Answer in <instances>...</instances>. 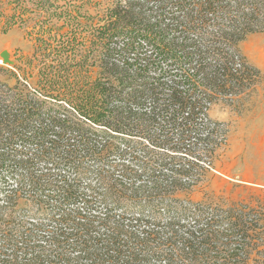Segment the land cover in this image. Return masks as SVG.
<instances>
[{
  "label": "trees",
  "instance_id": "trees-1",
  "mask_svg": "<svg viewBox=\"0 0 264 264\" xmlns=\"http://www.w3.org/2000/svg\"><path fill=\"white\" fill-rule=\"evenodd\" d=\"M3 5L9 29L42 35L38 77L0 67V264H264L261 207L193 199L227 137L210 107L261 75L241 45L264 0H114L46 40L58 2ZM24 191L43 220L19 215Z\"/></svg>",
  "mask_w": 264,
  "mask_h": 264
},
{
  "label": "rangeland",
  "instance_id": "rangeland-1",
  "mask_svg": "<svg viewBox=\"0 0 264 264\" xmlns=\"http://www.w3.org/2000/svg\"><path fill=\"white\" fill-rule=\"evenodd\" d=\"M10 0H0L1 5L9 6ZM62 7L63 15H43L44 27L52 26L54 29L45 32L43 40L47 38L57 39L56 32L61 25L81 22V27L88 29V23L92 22V17L97 13H102L105 7L114 0H54ZM0 8V67L16 72V69H24L33 63L37 67L34 68V74H39L40 62L39 55L36 56L37 46L39 45V29L31 30L28 35L26 31L19 27L9 29L8 14H5V6ZM11 7V6H10ZM9 8V7H8ZM60 12V10H58ZM11 16V15H10ZM52 16V17H51ZM71 17V18H70ZM47 18V20H45ZM51 18V19H50ZM63 28H65L63 26ZM30 31V30H29ZM82 33V32H81ZM44 35V32H43ZM84 35H87L85 32ZM59 38V37H58ZM79 49H82L85 42L81 40V36L77 40ZM83 42V43H82ZM241 50L247 58L250 65L258 68L261 72L257 81H250L252 85L242 96V100L233 103L221 100L210 107L209 116L216 122L222 123L223 129L227 132L226 142L223 147L218 149L214 157L215 169L207 172L203 176L202 183L195 189L193 199L195 201H206L212 198L215 202L222 205H231L232 203H247L253 207H261L264 211V32L249 36L242 43ZM7 51L12 61L11 65L2 64L3 58L1 54ZM48 53H43V60L47 58L49 61L64 60L65 56L58 51L56 54L52 52L51 56ZM69 56L74 61L81 58L80 53H69ZM21 71V70H20ZM21 74V72H20ZM94 75V74H93ZM38 77V76H37ZM36 77V78H37ZM2 79L10 85H15L16 79L10 73H3ZM59 80V79H58ZM61 80V79H60ZM54 86L50 88L53 93L61 92L63 84L56 81ZM41 99V97L39 95ZM241 98V97H240ZM235 99V96L231 97ZM237 100V98H236ZM64 104V103H63ZM162 140L157 130L150 133V139H136L141 147L158 143ZM208 159L203 157V162L208 163ZM24 196L20 200L18 213L20 216H25L27 221L33 219L43 220V215L40 216L37 211V205L31 200L28 193H21ZM0 211L3 213L6 205L3 193H0ZM5 217V216H4ZM3 217V218H4ZM244 258V256H241ZM254 259V256L251 257Z\"/></svg>",
  "mask_w": 264,
  "mask_h": 264
},
{
  "label": "water",
  "instance_id": "water-1",
  "mask_svg": "<svg viewBox=\"0 0 264 264\" xmlns=\"http://www.w3.org/2000/svg\"><path fill=\"white\" fill-rule=\"evenodd\" d=\"M1 57L3 58L2 64H5V65H11L12 64V61L10 60L9 53L7 51H4L1 54Z\"/></svg>",
  "mask_w": 264,
  "mask_h": 264
}]
</instances>
